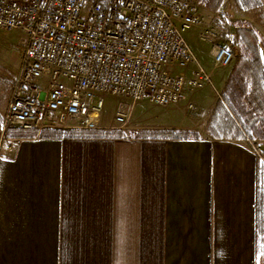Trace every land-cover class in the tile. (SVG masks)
Instances as JSON below:
<instances>
[{"label":"crops","instance_id":"0c3cea01","mask_svg":"<svg viewBox=\"0 0 264 264\" xmlns=\"http://www.w3.org/2000/svg\"><path fill=\"white\" fill-rule=\"evenodd\" d=\"M73 125L0 157V264H264L253 142Z\"/></svg>","mask_w":264,"mask_h":264},{"label":"built area","instance_id":"2783aa9c","mask_svg":"<svg viewBox=\"0 0 264 264\" xmlns=\"http://www.w3.org/2000/svg\"><path fill=\"white\" fill-rule=\"evenodd\" d=\"M194 28L202 40L214 36L189 0H0V30L25 40L1 136L73 123L98 129L111 98L125 100L114 114L123 128L134 102L164 108L212 87V72L199 64L186 38ZM210 52L216 68L235 60L225 45L214 43ZM251 146L264 165L262 150Z\"/></svg>","mask_w":264,"mask_h":264},{"label":"rangeland","instance_id":"374dc122","mask_svg":"<svg viewBox=\"0 0 264 264\" xmlns=\"http://www.w3.org/2000/svg\"><path fill=\"white\" fill-rule=\"evenodd\" d=\"M189 1L199 6L203 23L213 30L214 36L208 41L200 38L198 28L191 29L186 34L187 41L199 64L212 72L213 86L194 90L185 101L164 108H158L147 101L134 102L132 103V115L123 128L116 124L114 114L116 109L125 103V100L122 98L108 99L99 128L114 129L115 132L123 131L126 136L130 137H139V133L144 130L165 129L186 130L197 132L199 135L207 131L211 135L210 123L220 114L221 94L239 55V48L233 43L234 24L239 21L251 26L264 42V7L255 5L253 0H223L220 8L213 12L207 8V0ZM214 43L225 45L234 51L235 60L231 66L215 67L210 52ZM24 49L25 40L21 33L0 30V127L3 112L20 72ZM158 113H163L164 117L158 118ZM214 125L218 124L215 122ZM73 128L75 127L71 129ZM8 144V137L3 138L0 134V157Z\"/></svg>","mask_w":264,"mask_h":264},{"label":"trees","instance_id":"16d2710c","mask_svg":"<svg viewBox=\"0 0 264 264\" xmlns=\"http://www.w3.org/2000/svg\"><path fill=\"white\" fill-rule=\"evenodd\" d=\"M264 7V0H253ZM223 0H207V8L216 12ZM234 44L239 55L221 94L220 114L210 123L211 136L233 141L248 140L254 144L264 140V42L258 32L243 22H236ZM218 121V122H217ZM215 122L218 125H214ZM80 135L91 137H123L120 131H95ZM9 138H34V131H9ZM45 134H41L44 136ZM142 139H199L197 132L178 130H144ZM260 177L256 190V235L258 250L264 252V165L259 164Z\"/></svg>","mask_w":264,"mask_h":264}]
</instances>
